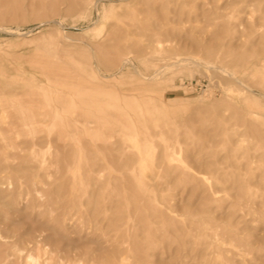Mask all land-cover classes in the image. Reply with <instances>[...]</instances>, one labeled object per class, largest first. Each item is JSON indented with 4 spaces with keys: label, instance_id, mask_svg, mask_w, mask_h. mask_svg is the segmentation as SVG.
Wrapping results in <instances>:
<instances>
[{
    "label": "rangeland",
    "instance_id": "1",
    "mask_svg": "<svg viewBox=\"0 0 264 264\" xmlns=\"http://www.w3.org/2000/svg\"><path fill=\"white\" fill-rule=\"evenodd\" d=\"M0 264H264V0H0Z\"/></svg>",
    "mask_w": 264,
    "mask_h": 264
},
{
    "label": "bare ground",
    "instance_id": "2",
    "mask_svg": "<svg viewBox=\"0 0 264 264\" xmlns=\"http://www.w3.org/2000/svg\"><path fill=\"white\" fill-rule=\"evenodd\" d=\"M97 7V6H96ZM161 43L160 42H158V46L160 45ZM133 54V53H132ZM135 54V53H134ZM130 61V57L129 56H125V57H123V59H122V64H126L127 62H129ZM130 63V62H129ZM132 63V62H131ZM218 69H221V68H218ZM225 71H226V69H224ZM223 71V70H222ZM248 89H250L249 87H247ZM250 91V90H249ZM253 91V90H252ZM247 99H249V98H247ZM253 102V104L254 105H257V106H260L262 103L257 99V98H254V100H252ZM250 102V101H249ZM11 260V259H10Z\"/></svg>",
    "mask_w": 264,
    "mask_h": 264
}]
</instances>
